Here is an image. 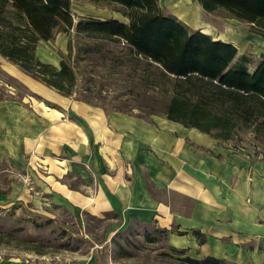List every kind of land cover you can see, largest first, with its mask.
Instances as JSON below:
<instances>
[{
	"label": "crops",
	"instance_id": "0c3cea01",
	"mask_svg": "<svg viewBox=\"0 0 264 264\" xmlns=\"http://www.w3.org/2000/svg\"><path fill=\"white\" fill-rule=\"evenodd\" d=\"M188 3L159 0L165 12L209 34L177 9ZM196 4L190 9L198 13ZM98 18L127 21L115 13ZM0 63L37 97L0 99V173L8 179L3 191L0 177V209H66L78 220L115 213L123 228L168 230L166 245L191 257L264 264V157L164 115L63 96L2 56ZM0 264L41 263L13 256ZM68 264L108 263L92 255Z\"/></svg>",
	"mask_w": 264,
	"mask_h": 264
},
{
	"label": "trees",
	"instance_id": "16d2710c",
	"mask_svg": "<svg viewBox=\"0 0 264 264\" xmlns=\"http://www.w3.org/2000/svg\"><path fill=\"white\" fill-rule=\"evenodd\" d=\"M89 1L95 5L110 4L127 21L93 16H80L75 21L72 0H0V56L63 96L106 110L130 112L115 105L117 96L107 100L95 84L84 87L80 83V67H76L79 59L92 56L90 64L94 57L104 60V64L111 60L107 77L119 73L117 68L124 65L131 70L126 84L135 86L141 82L143 92L153 88L165 95L159 108L150 104L147 112L143 111L144 104L133 102L131 108L141 109L140 115H164L222 142H231L239 130L250 131L256 137L264 134V52L252 64L246 54L237 56L232 43L214 40L165 12L159 0ZM195 1L207 13L221 10L264 35V0ZM71 31L91 40L80 48L88 57L81 55L75 59L71 55ZM57 32L67 35L69 52L62 54L54 65L41 61L36 47L40 41L52 40ZM105 46L110 48L104 49ZM139 64L143 66L142 72L137 69ZM83 72L91 74L92 70ZM140 96L141 93L136 95ZM154 232L164 238L168 230ZM144 238L149 242L156 240L147 231ZM168 248L167 256L181 264L227 263L212 256L194 258L185 249Z\"/></svg>",
	"mask_w": 264,
	"mask_h": 264
},
{
	"label": "rangeland",
	"instance_id": "374dc122",
	"mask_svg": "<svg viewBox=\"0 0 264 264\" xmlns=\"http://www.w3.org/2000/svg\"><path fill=\"white\" fill-rule=\"evenodd\" d=\"M190 1L196 4L195 1ZM193 4L188 3V7L190 8ZM199 8L194 20L204 27H198L207 31L212 38L232 43L237 47V56L244 53L254 64L257 57L264 52V35L252 28L251 24L238 20L221 10L207 13L201 7ZM72 12L75 21L80 16L104 18L114 13L121 15L110 4L95 5L89 0H72ZM70 37L73 43L71 55L75 59L80 58L85 54L80 48L91 40L73 31ZM67 39L66 34L57 32L52 40L39 43L36 53L42 59L57 65L61 56L69 52ZM106 48L110 46H105L104 49ZM122 54L126 53L123 51ZM91 57L87 60L77 59L79 66L76 65V67H80L79 78L82 86L95 84L97 89H102V94L107 96V100L109 96H117L115 105L134 113H141V109L131 108L133 102L144 104V112L148 111L150 104L158 108L161 106L165 99L162 91L150 88L148 92L146 90L143 92L141 82L135 86L126 84V75L130 74V68L123 65L117 68L119 73L107 77V72L112 67L111 60H107V64H104V60L94 57L90 64L88 60L92 61ZM123 62L127 64L125 57ZM142 67L140 64L137 66L139 72H142ZM89 70H92L91 74L83 72ZM138 93H141L140 97H136ZM26 95L37 98L18 77L9 76L0 67V97L21 99ZM230 143L264 157V134L256 137L250 131L239 130ZM0 175L2 188L5 191L8 179L5 172ZM118 222L111 213L102 216L83 214L81 220H78L66 209L52 208L49 213L37 212L23 205H14L8 210L0 209V257L21 256L35 258L41 264H68L78 263L95 255L108 264H181L167 256L169 248L165 239L155 233L152 228L146 230L134 223L123 228L117 225ZM146 231L156 238L154 242L144 238Z\"/></svg>",
	"mask_w": 264,
	"mask_h": 264
},
{
	"label": "bare ground",
	"instance_id": "6f19581e",
	"mask_svg": "<svg viewBox=\"0 0 264 264\" xmlns=\"http://www.w3.org/2000/svg\"><path fill=\"white\" fill-rule=\"evenodd\" d=\"M186 1V0H185ZM188 2V1H187ZM181 3V4H180ZM178 4H180V5H182V4H185L186 5V3L184 2V3H182V2H178ZM194 5V4H193ZM182 6H184V5H182ZM182 6H179L178 5V7H177V9L179 10V12L183 15V16H186V17H188L190 20H194V19H196L195 18V15H196V12H194V11H192V10H194V8L192 9H186V8H184V7H182ZM199 8V7H198ZM200 9V8H199ZM176 11V10H175ZM177 14L179 15V13L177 12ZM181 15V16H182ZM186 19V18H185ZM197 22V21H196ZM194 23H195V20H194Z\"/></svg>",
	"mask_w": 264,
	"mask_h": 264
}]
</instances>
